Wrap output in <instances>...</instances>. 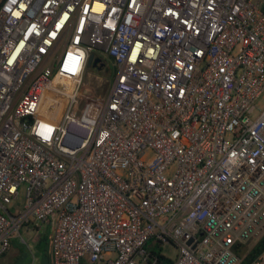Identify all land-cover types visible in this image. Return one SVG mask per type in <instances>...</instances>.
<instances>
[{
    "label": "built area",
    "instance_id": "built-area-1",
    "mask_svg": "<svg viewBox=\"0 0 264 264\" xmlns=\"http://www.w3.org/2000/svg\"><path fill=\"white\" fill-rule=\"evenodd\" d=\"M262 95L264 0H0V256L27 224L50 264H145L151 238L241 264L264 234Z\"/></svg>",
    "mask_w": 264,
    "mask_h": 264
},
{
    "label": "rangeland",
    "instance_id": "rangeland-1",
    "mask_svg": "<svg viewBox=\"0 0 264 264\" xmlns=\"http://www.w3.org/2000/svg\"><path fill=\"white\" fill-rule=\"evenodd\" d=\"M113 76L114 68L109 61L106 62L105 67L101 70L88 68L84 72L81 88L92 90L96 96H103L108 92ZM255 104L258 109L263 110L264 95L258 98ZM23 202V196L20 195V198L15 203V209H21ZM43 234L44 231L37 232L31 227H21L9 251L4 257L0 258V264H13L15 257L19 254L25 256V259L21 260L20 264H40V260L36 257L35 249ZM251 245L253 244L251 243ZM161 250L162 254L170 259H174L177 254L176 248L170 244H162Z\"/></svg>",
    "mask_w": 264,
    "mask_h": 264
},
{
    "label": "trees",
    "instance_id": "trees-1",
    "mask_svg": "<svg viewBox=\"0 0 264 264\" xmlns=\"http://www.w3.org/2000/svg\"><path fill=\"white\" fill-rule=\"evenodd\" d=\"M88 68L96 69L91 66H88ZM22 227L27 228L29 226L25 224ZM48 240H49V232L48 230H45L43 236L37 242L35 249L36 257L40 260V264H50L49 252H48ZM13 242L14 240L12 241L11 246ZM161 245L162 243L160 241L158 240L154 241L153 238L147 241V243L145 244V249L147 252V258H146L147 264H173L174 259L167 258L162 254ZM263 249H264V234L250 248H246V247H242L241 249L238 248L236 250V254L242 259L241 264H248L255 257H257L258 254ZM6 253L1 255L0 258L4 257ZM23 259H25V256L19 254L18 256L15 257L13 264H20L21 260Z\"/></svg>",
    "mask_w": 264,
    "mask_h": 264
},
{
    "label": "water",
    "instance_id": "water-1",
    "mask_svg": "<svg viewBox=\"0 0 264 264\" xmlns=\"http://www.w3.org/2000/svg\"><path fill=\"white\" fill-rule=\"evenodd\" d=\"M98 61H99V59H94L92 61V56H91L89 58V60H88V65L91 66V67H93V68H96V69L100 70V68L96 66V64H97Z\"/></svg>",
    "mask_w": 264,
    "mask_h": 264
},
{
    "label": "bare ground",
    "instance_id": "bare-ground-1",
    "mask_svg": "<svg viewBox=\"0 0 264 264\" xmlns=\"http://www.w3.org/2000/svg\"><path fill=\"white\" fill-rule=\"evenodd\" d=\"M64 80H65V79H64ZM69 82H70V81H66V83H67L68 85H69Z\"/></svg>",
    "mask_w": 264,
    "mask_h": 264
},
{
    "label": "crops",
    "instance_id": "crops-1",
    "mask_svg": "<svg viewBox=\"0 0 264 264\" xmlns=\"http://www.w3.org/2000/svg\"><path fill=\"white\" fill-rule=\"evenodd\" d=\"M101 69V67H99Z\"/></svg>",
    "mask_w": 264,
    "mask_h": 264
}]
</instances>
